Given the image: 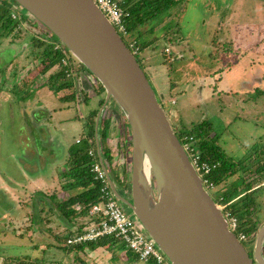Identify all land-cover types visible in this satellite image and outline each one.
Masks as SVG:
<instances>
[{
  "label": "rangeland",
  "instance_id": "1",
  "mask_svg": "<svg viewBox=\"0 0 264 264\" xmlns=\"http://www.w3.org/2000/svg\"><path fill=\"white\" fill-rule=\"evenodd\" d=\"M171 11L140 26L145 30L157 23L141 38L149 43L138 59L176 129L181 121L188 124L203 118L210 122L231 160L241 161L236 175L257 176L250 199L256 202L254 217L261 225L264 170L256 175L254 169L264 150V0H183ZM17 12V20L5 17L0 23V264H54L63 261L68 238L81 231L68 233L66 225L73 219L64 218L57 205L79 190L64 187L71 180L63 174L69 165L68 149L87 135L89 113L101 108L100 98L81 72L77 80L79 89L87 90V102L82 96L62 101L54 93L48 77L61 68L56 65L43 71L42 51L48 44L44 26L24 8ZM34 38L44 43L39 46ZM73 57L75 68L68 75L75 76L83 65ZM170 80L177 85L170 88ZM216 80L220 90L212 97L208 91L213 86L207 84ZM161 90L177 103L163 100ZM114 121L117 126L111 127L110 121L107 129V148L109 138L113 146V154L107 149L108 168L123 189L125 181L130 186L131 176L119 172L117 159L124 162L120 143L128 125L123 127L119 116ZM237 176L230 180L242 186L245 194L246 183ZM228 184L215 185L211 190L215 199L223 196L219 194ZM243 244L253 253L255 241Z\"/></svg>",
  "mask_w": 264,
  "mask_h": 264
},
{
  "label": "water",
  "instance_id": "2",
  "mask_svg": "<svg viewBox=\"0 0 264 264\" xmlns=\"http://www.w3.org/2000/svg\"><path fill=\"white\" fill-rule=\"evenodd\" d=\"M11 1L54 34L105 88L106 100L95 122L99 159L116 197L171 263L264 264V223L251 256L203 184L138 58L96 1ZM110 98L131 130L127 197L109 174L101 151L100 125Z\"/></svg>",
  "mask_w": 264,
  "mask_h": 264
},
{
  "label": "trees",
  "instance_id": "3",
  "mask_svg": "<svg viewBox=\"0 0 264 264\" xmlns=\"http://www.w3.org/2000/svg\"><path fill=\"white\" fill-rule=\"evenodd\" d=\"M183 0H123L122 6L129 12L126 17V25L131 37L136 38L139 44L144 50V47L149 43L148 40L141 39L144 33L149 30L153 31L157 23H153L149 28L145 30H141L140 26L142 24L149 23L151 20L157 18H164L166 15L169 16L172 14L171 8L181 3ZM12 1L10 0H0V23L6 17L7 20L15 21L12 17ZM165 14V15H164ZM163 15V16H162ZM162 16V17H161ZM44 38L47 40L48 44L42 51L43 59L42 63L45 64L43 67V71L47 72L52 69L56 65L60 66V70L58 69L54 73H52L48 77L47 84L58 93V97L62 101H73L79 98V96L83 97V100L87 102L89 100L88 94L79 89L80 82L77 80L81 77L82 71H77L79 75H68V72L74 71V57L70 53V51L63 46L59 45V39L54 35L48 33H44ZM56 37L54 39L53 37ZM124 37V36H123ZM124 39V38H123ZM126 43L127 41L124 40ZM34 43L37 45H42L44 41H40L39 39L34 38ZM63 59H66L67 62L64 63ZM139 60V59H138ZM140 62V60H139ZM84 70L91 73L85 66ZM81 72V73H79ZM85 73V71H83ZM84 77V74L82 78ZM16 85V84H15ZM15 85L13 87H15ZM11 87L9 90L18 93V89H14ZM102 91L105 90L103 85L99 82V86L96 88ZM103 102V98L100 101L101 105ZM100 107V106H99ZM99 109H93L89 113V126H87V135L81 138L77 147L73 145L68 149L69 151V165L67 170L63 172V174L71 180L66 182L64 187L79 190L69 196L67 199L59 201L57 203L59 211L65 217L74 219L80 214L87 213L89 216V210L93 204L98 203L101 200L100 194V182L95 180L94 175L91 171V166L94 158H99L96 138H95V122L96 116ZM111 116H105L102 119L100 125V140L102 143V153L104 158L106 159L107 166L109 167V152L107 149V129L110 126ZM129 126V125H128ZM175 128V127H174ZM176 133L180 140L184 142V136L194 135L198 137V148L202 153L203 160L216 164L215 169L208 174L209 181L213 184L221 185L222 183H228V186L224 190V192H219V195H223V202H229L235 199L229 206L232 212L238 216L240 222V229L246 232L252 240H255L256 233L260 224H257L256 218L254 217L256 212V202L253 199H250V195L252 193L253 185L252 182L256 181L257 176H254L252 173L249 177L244 173L242 176H237L238 169L241 167V161L236 162L232 161L230 155L225 151V149L218 143V140L213 135V126L210 122L206 120H199L197 122L192 123V125H183L179 128H175ZM131 130H129L128 135H130ZM127 135V134H123ZM124 138V137H123ZM122 138V139H123ZM128 138V136H127ZM90 149L95 150V156L91 155ZM127 150V149H126ZM122 153H125V149L122 148ZM264 150L260 151L261 159L258 162V165L254 169L256 175L264 170ZM110 170V169H109ZM245 171V170H244ZM237 176L238 180L242 177L245 185L247 186V192L243 194L245 191L242 186H238L236 181L230 180L231 177ZM67 178V179H69ZM260 179V178H259ZM119 184V183H118ZM126 181L122 183L123 188H128L126 185ZM244 195V197H243ZM245 199L244 202H241L242 199ZM75 205L77 207L75 208ZM254 219V220H253ZM108 239V240H107ZM103 240L96 244H105L109 245L110 241L113 239L103 238ZM99 241V240H98ZM83 244V243H82ZM94 244V243H92ZM78 245L81 244H72ZM131 251V250H130ZM132 252V251H131ZM135 259H138L136 256ZM139 260V259H138ZM149 264H157L156 262H151Z\"/></svg>",
  "mask_w": 264,
  "mask_h": 264
},
{
  "label": "built area",
  "instance_id": "4",
  "mask_svg": "<svg viewBox=\"0 0 264 264\" xmlns=\"http://www.w3.org/2000/svg\"><path fill=\"white\" fill-rule=\"evenodd\" d=\"M108 19L117 28L121 36H127L129 42L127 45L138 58L143 52L141 45L136 38L130 36L127 25L126 17L129 12L122 6V0H95ZM12 2V17L18 19V7ZM45 32L48 35L52 34L47 29ZM44 32V33H45ZM59 45L63 46L60 42ZM64 47V46H63ZM65 48V47H64ZM67 49V48H66ZM165 51L170 54L171 49L166 47ZM66 63L67 60L63 59ZM80 138L77 142H80ZM183 145L189 154L197 172L202 177L203 184L210 191L215 188V184L209 181L207 177L215 167L216 164H211L202 158V153L198 148V137L194 135L184 136ZM95 150L90 149V154L95 156ZM106 168L112 176L107 163ZM91 171L95 180L100 182L101 200L92 205L89 210V225L83 230L75 233V235L68 238V245L84 244L98 241L103 238H111L119 240L131 250L140 261L145 263L156 262L157 264H172L165 253L158 247L155 241L150 237L139 219L126 209V205L116 197L111 187L110 178L103 167L99 158H94ZM213 195V194H212ZM215 199L220 205L229 227L234 231L238 238L244 242H253L250 236L240 229V222L238 216L235 215L229 208L230 204L235 200L223 202L224 196H217Z\"/></svg>",
  "mask_w": 264,
  "mask_h": 264
},
{
  "label": "crops",
  "instance_id": "5",
  "mask_svg": "<svg viewBox=\"0 0 264 264\" xmlns=\"http://www.w3.org/2000/svg\"><path fill=\"white\" fill-rule=\"evenodd\" d=\"M147 59H149V57H146V60ZM155 75L156 74H153L154 78H156V76H157V75L156 76ZM220 77H223V75ZM219 81L216 80L214 82V84H212V83L207 84L208 87L212 88V86H213L212 90L210 89L208 91L209 96L212 95V97H213L215 94L214 92L220 90V87H218ZM174 85H177V82H174V80H172V81L170 80V88ZM201 85L203 86L204 82L201 83ZM159 94L160 95L162 94L161 96H162L163 100L168 101L171 104L177 103V99L174 96H170L169 98H166V94L162 90L160 91ZM117 107H118V110L115 111L116 112L115 115H116V117L119 116L122 119V115H123L122 110L120 109L118 104H117ZM225 108L226 107L224 106V110H225ZM222 111L219 113H223ZM181 122H182L181 126H183V125H192V123L197 122V121L190 120V123L188 122V124H186L183 121H181ZM116 124L117 123L114 121V119H112V126L111 127L117 126ZM127 132L129 133V130H127ZM69 148H70V146H69ZM109 149L112 150V154H113V146H111ZM119 151H120V149H119ZM125 154L127 155V153H125ZM103 158H104V156H103ZM123 158H124V155H123ZM126 158H127V156H126ZM104 161H106L105 158H104ZM119 161L120 160L117 159V162H119ZM123 161L124 162L122 164V167L128 168V170H129V168H131V164L129 163L128 160L123 159ZM125 162H127V163H125ZM117 168H120V167L117 166ZM128 174H130V170L128 171L127 175ZM128 176H130V175H128ZM72 190H75V189H72ZM70 194H71V192H70ZM70 194H69V196H70ZM64 218H66V217H64ZM88 220H89V216L87 213L80 214L79 216H77L76 218L71 220L69 222V225H66L65 229L68 231V233H74L75 231H77V230L79 231L80 229L82 230L84 227H86ZM101 241H103V240L94 241V242H90V243H84V244H81L80 246L69 245V246H67V248L64 247L63 251H65V250L66 251L64 252L65 256H63V261L60 260V261L55 262L54 264H70L69 261H71V264H119L120 260L122 261L121 264H141V261L138 259H135L136 255H134L133 252H131L125 246L124 243H122L120 241L113 240V241L108 243L109 245L96 244V243L101 242ZM92 243H94V244H92ZM116 253H118V254H116ZM120 254L125 255V257L124 256L120 257L121 256Z\"/></svg>",
  "mask_w": 264,
  "mask_h": 264
},
{
  "label": "flooded vegetation",
  "instance_id": "6",
  "mask_svg": "<svg viewBox=\"0 0 264 264\" xmlns=\"http://www.w3.org/2000/svg\"><path fill=\"white\" fill-rule=\"evenodd\" d=\"M81 71H82V73H83V71H85V73H83L84 74V80L87 81L88 83H90L91 86H93V89L92 90L94 91L95 96H99L100 101L103 98V102L100 105V107H101L104 104L105 100H106V91L105 90L104 91L103 90L101 91L100 89L98 91V89H96L99 86V81L96 79V77H94V75L92 73H89V72H87L84 69L81 70ZM85 92L87 93V90H85ZM116 103L117 102H115L114 99L110 98L108 100L107 104H106V107H105V109H107V112H108V113L106 112L107 113V116H109V117L111 116V120L112 119L115 120V117H116V115H115L116 112L115 111L118 110V107H117V104ZM121 122H122L121 125H123V127L129 125V123H128L127 119L124 117V115H122ZM128 127H129V130H130V126H128ZM128 127H126L124 129L123 134H127V135H123L124 138L122 137L123 139H121V143H120V148L125 149V153H127V155L124 152L123 153L121 151L120 152L124 155V159L125 160H128L129 163L131 164V146H130L131 133H130V135H128V132H127V130H128L127 128ZM127 136H128V138H127ZM108 142H109L110 147H111L112 145L110 143V138L108 139ZM101 151H102V148H101ZM111 152H112V150H111ZM126 156H127V158H126ZM127 162H125V163H127ZM118 163L119 164L117 166L120 167L118 169L119 172L127 175V173L130 170V168H129V170H128V168H124V171L122 172L121 171V168H123L122 167V164L123 163H121V161H119ZM111 174H112V172H111ZM112 176H113V174H112ZM113 180H114V178H113ZM121 188H123V187L121 186ZM120 192H122V194L124 196H126V197L129 196L128 189H126V188L120 189ZM249 253H250L251 256L253 255V253H251V252H249Z\"/></svg>",
  "mask_w": 264,
  "mask_h": 264
},
{
  "label": "clouds",
  "instance_id": "7",
  "mask_svg": "<svg viewBox=\"0 0 264 264\" xmlns=\"http://www.w3.org/2000/svg\"><path fill=\"white\" fill-rule=\"evenodd\" d=\"M83 65V64H82ZM83 67H84V65H83ZM124 115V114H123ZM255 241V240H254Z\"/></svg>",
  "mask_w": 264,
  "mask_h": 264
}]
</instances>
